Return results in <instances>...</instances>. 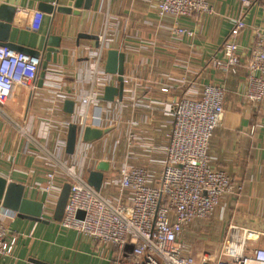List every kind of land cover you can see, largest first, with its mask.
<instances>
[{"label": "crops", "instance_id": "1", "mask_svg": "<svg viewBox=\"0 0 264 264\" xmlns=\"http://www.w3.org/2000/svg\"><path fill=\"white\" fill-rule=\"evenodd\" d=\"M75 1L0 0V14L3 6L16 9L7 36L8 43L16 48L42 51L50 34L61 38L60 50L53 55L44 86L36 84L35 89L22 90L14 102L5 106L11 119L46 144L64 164H76L87 178L102 160L111 163L110 170L123 164L147 166L159 177L158 161L165 157L162 146L169 128L166 110L172 99L161 88L182 86L180 80L184 78L198 86L224 85V119L213 135L210 156L214 168L232 177L235 193L222 197L216 212L203 220L201 231L196 234H202L203 248L219 250L233 226L263 230L264 102L253 104L246 100V68L225 75L211 65L213 59L222 57V46L232 29L229 18L241 13L238 0H213L212 14L182 20L181 25L195 30L193 38L175 37L169 29L174 21L158 15L155 0H93L91 8L79 16L45 11L50 6L72 8ZM34 11L45 14L38 31L30 27ZM246 21L248 28L240 38L243 54L254 42L255 29L264 30V0L247 13ZM0 24L5 22L0 19ZM5 32L0 30V45ZM81 34L98 36L99 45L97 40L79 38ZM101 46H105V51L100 59ZM112 48L126 54L124 79L129 80L124 83L121 100L103 99L99 103L106 119L104 127L112 130L99 141L83 144L78 154L69 155V126L77 124L84 114L82 100L94 86L98 61L105 71L107 52ZM107 74L103 82L98 80L96 84L103 95L109 86L104 85ZM114 77L116 81L110 85L113 87L119 83ZM66 100L74 102L73 113L64 110ZM93 110L91 107L90 112ZM52 168L51 162L28 145L12 121L0 118V176L22 184L26 197L44 205L38 221L20 216L5 219L17 243L13 255L0 257V264H129L115 248L66 229L62 220L54 219L60 193L44 191L47 172ZM58 180L65 181L61 175ZM0 211L9 212L1 201ZM187 230L185 238L187 235L189 242L193 238ZM255 246L264 247V240H258Z\"/></svg>", "mask_w": 264, "mask_h": 264}, {"label": "built area", "instance_id": "2", "mask_svg": "<svg viewBox=\"0 0 264 264\" xmlns=\"http://www.w3.org/2000/svg\"><path fill=\"white\" fill-rule=\"evenodd\" d=\"M158 15L171 18L170 31L175 37L193 38L195 30L181 25V21L213 13V0H155ZM241 13L229 18L232 29L222 46V57L212 60L213 68L225 75L247 70L244 96L253 104L264 102V30L254 31V42L246 53L240 52V38L248 28L247 13L261 0H238ZM44 13L34 11L30 27L40 30ZM105 46L100 47V59ZM42 57L17 52L0 45V118L12 121L33 147L51 162L44 191L61 193L65 183L71 191L61 225L87 236L106 247L118 250L129 264H264V247H256L264 240V229L232 227L233 232L223 241L219 250L204 247L195 254L193 245L186 241L185 231L196 220H206L221 204L222 197L235 193L232 177L224 170L214 168L210 147L213 135L224 119L225 87L221 84H203L187 80L188 91L181 86L165 85L161 92L172 96L166 110L169 128L162 146L165 157L159 177L147 166L123 164L105 174L98 191L88 182L76 164L66 165L41 140L35 138L5 111L24 89H35ZM103 66L98 61L96 80L90 93L83 98L86 110L79 122L76 154L83 146L86 127L105 128V116L99 106L103 92ZM116 81L106 75L104 85ZM124 79V83H128ZM97 84V85H96ZM66 98V97H65ZM91 107L94 110L90 112ZM64 177V182L58 180ZM9 211V210H8ZM83 212V217L79 213ZM13 211H0V257L12 256L17 237L5 223L16 219ZM234 230H239L234 232ZM255 246V247H254Z\"/></svg>", "mask_w": 264, "mask_h": 264}, {"label": "water", "instance_id": "3", "mask_svg": "<svg viewBox=\"0 0 264 264\" xmlns=\"http://www.w3.org/2000/svg\"><path fill=\"white\" fill-rule=\"evenodd\" d=\"M93 0H76L71 7L58 6V7H49L45 11L55 14H73L81 15L83 10H89L92 6ZM9 10V11H7ZM4 12L7 14L5 15ZM16 14L15 8H9L7 6L2 7V12L0 14V19L5 22V24H0V30L4 29L5 37L2 40L1 44L9 48L18 50L23 53H30L35 56L42 57V64L39 71V76L37 80L38 87H43L47 78L48 68L50 63L53 60V55L57 54L60 50L61 38L54 35H49L46 41V46L44 50L39 51L35 50L30 52L26 48H16L14 44L8 43V31L12 27L14 17ZM79 38H90L98 41L99 37L92 36L87 34H81ZM125 61L126 54L117 49H109L107 52L105 71L108 74L116 75L118 78V86H107L104 92L103 99L106 101H114L116 98L122 99L124 93V75H125ZM74 102L71 100H66L64 103V110L67 113L74 112ZM112 128H95L92 126L86 127L84 131L83 141L87 144H92L96 141L101 140L105 135L111 132ZM78 125L73 123L69 126L68 135H67V144H66V153L69 155H74L77 147V135H78ZM111 169V163L106 160L100 161L96 168L89 173L88 182L96 190H100L104 180V176ZM24 186L15 182H8L7 179L0 176V201L2 206L9 211L17 213L20 217H25L34 221H38L42 218L43 213V203L39 201L32 200L25 196ZM71 187L70 184L65 183L63 185L62 191L59 195L57 205L55 208L54 219L61 221L67 206L69 196H70ZM84 213L80 212L79 216L83 217Z\"/></svg>", "mask_w": 264, "mask_h": 264}, {"label": "rangeland", "instance_id": "4", "mask_svg": "<svg viewBox=\"0 0 264 264\" xmlns=\"http://www.w3.org/2000/svg\"><path fill=\"white\" fill-rule=\"evenodd\" d=\"M185 80H187V79H181L180 80V83L182 84V82L183 81H185ZM188 81V80H187ZM193 82H195V81H193ZM209 84H211V83H209ZM182 88H181V90H183V91H188V89H189V86L187 85V84H184V85H182L181 86ZM112 140H113V136L112 135H110L109 137H108V141H109V143H108V145L109 146H111V143H112ZM103 145H104V142L100 145V147H99V150L101 151L102 150V147H103ZM114 145V144H113ZM108 146V147H109ZM100 153V152H99ZM108 153V152H107ZM101 155H103V152H102V154ZM109 154H107V156H108ZM106 156V157H107ZM109 157V156H108ZM218 209V208H217ZM203 220H196L193 224H191L190 225V227L188 228V230H187V233H188V236H189V234H190V236L193 238V239H190L191 241H189L192 245H193V247H194V250H195V252L194 253H198L199 251L201 252V250L203 249V247H202V234L200 233L198 236H197V234H196V231H198L200 228H201V226H202V224H203ZM199 231H201V230H199ZM186 238H187V235H186ZM185 238V239H186ZM189 238V237H188ZM192 240H193V242H192Z\"/></svg>", "mask_w": 264, "mask_h": 264}]
</instances>
